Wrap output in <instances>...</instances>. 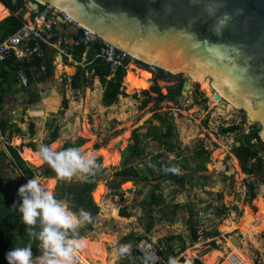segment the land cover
Masks as SVG:
<instances>
[{
    "label": "rangeland",
    "instance_id": "rangeland-1",
    "mask_svg": "<svg viewBox=\"0 0 264 264\" xmlns=\"http://www.w3.org/2000/svg\"><path fill=\"white\" fill-rule=\"evenodd\" d=\"M85 56L86 53L81 54L78 62L67 61L69 57H65L61 64L57 56L51 54L53 74L58 81V97H48L45 90L43 93L41 88L29 87L31 92L38 95V101H33L34 112H29L32 103L28 98L18 100L10 96L13 94L3 93L0 119L9 121L10 130L14 129L12 124H15L20 132L13 130L9 140L0 137V151L4 152L0 160L2 198L8 200L29 180L27 174L22 173L13 162L8 145L15 147L19 155L23 147H29L28 152L33 154V160L25 158L26 153L22 154V158L34 172L32 178H38L54 195L63 193L65 188L81 189L84 184L96 188L93 199L98 212L92 215V228L86 225L78 230L86 244V250L80 251L79 264H102L97 262V258H92L100 255L96 252L99 248L105 257L103 264L112 261L107 243L110 252L115 247L118 253L123 235L129 232L155 240L170 237L178 254L194 256L204 264H210L215 250L223 253L218 257V261L222 259L221 264H230L231 252L241 257L240 264H264V211H259L255 218L247 215L250 210H256L251 205L253 198L257 197L258 204L264 205V173L246 175L232 152L233 146L252 126L259 127L258 123L250 120L247 112L229 101H214V89L209 77L202 82L191 79L186 73H170L162 69L163 73L158 74V67L150 70L145 65L150 71L144 67L137 68L143 71L146 89L126 85V78L122 77V93L115 103L101 105L97 94L102 84L97 76L92 75V71L84 68L79 88L69 85L77 65L84 67ZM57 62L58 67L67 65L69 69L58 68ZM187 79L191 84L186 91L180 90L172 99L156 100L154 87L166 94L169 86L177 84L179 80L182 84ZM16 80L19 85H25L22 79L17 77ZM62 92L66 98L65 104L61 100ZM158 114L165 119L160 120ZM168 125L171 127L169 133ZM232 125L240 128L220 133V127ZM55 127V138L50 140ZM80 139L81 143L76 144ZM48 140V145L57 151L64 143H70L73 147L96 153L97 157H101L102 151L109 148L110 154L115 157L114 165H110V161L104 167L102 163L100 171L86 183L75 179L72 182L58 180L54 171L51 178H45L40 173L42 165L46 167L47 164L38 158L37 148L41 143L46 145ZM30 142L34 145L30 146ZM251 142L255 143L258 155L264 159V144L255 139H251ZM171 143L174 149L168 150ZM127 156L130 164L136 165L139 178L122 179L114 175L122 168ZM202 176H206V179ZM248 178L254 181L253 198L247 194ZM155 185L158 186L155 195L159 202H153L150 198ZM125 189L131 192H125ZM113 207L116 209L115 216L110 211ZM120 208H125L129 215L120 216ZM79 210L77 208L75 211ZM228 220H232V223ZM192 222L203 231L196 240L190 233ZM214 230L217 232L207 235V232ZM234 237L239 238L237 247L230 245ZM227 245L231 248L228 249ZM124 257L119 255L115 264L118 261L127 264ZM0 264H3L1 258Z\"/></svg>",
    "mask_w": 264,
    "mask_h": 264
},
{
    "label": "water",
    "instance_id": "water-1",
    "mask_svg": "<svg viewBox=\"0 0 264 264\" xmlns=\"http://www.w3.org/2000/svg\"><path fill=\"white\" fill-rule=\"evenodd\" d=\"M44 3L150 67L209 77L214 98L247 112L264 144V0H28L26 5L35 9ZM56 20L63 22L60 16ZM189 81L182 82L181 92ZM94 190L88 195L93 203ZM19 206L0 202V227Z\"/></svg>",
    "mask_w": 264,
    "mask_h": 264
},
{
    "label": "trees",
    "instance_id": "trees-1",
    "mask_svg": "<svg viewBox=\"0 0 264 264\" xmlns=\"http://www.w3.org/2000/svg\"><path fill=\"white\" fill-rule=\"evenodd\" d=\"M28 0H0V42L4 40L7 36H9L11 33H13L24 21L23 18V12L26 8ZM32 15V13H31ZM75 36V35H74ZM81 52H83V46H75L72 51L71 55L72 58L75 60H79ZM95 51L94 50H88L86 52V58L87 61L84 64V67H81L80 65H77L76 70L71 75V87L73 88H79L81 86V80L83 77V71L84 68H86L88 71H92L93 76H97L100 80L102 86H103V92L101 101L104 105L108 106L117 100V96L122 93L121 90V78L123 76V73L121 70H116L114 73H111V70L109 66L105 63V61L100 56H94ZM49 59V56H47ZM40 57H35L33 59L37 65H40ZM50 61V59H49ZM23 64V63H22ZM27 64V63H26ZM19 65H21V62L17 61L16 59L10 58L6 59L3 62H0V102L2 101V95L3 93L8 90V85H6V81L8 79L7 74L11 73L13 75H17V69L19 68ZM150 68V66H147ZM145 68V67H144ZM148 70L147 68H145ZM150 71V70H148ZM157 73L162 74L163 70L161 68H157ZM110 74H112L110 76ZM156 77V76H155ZM126 85H129L125 83ZM132 86V85H131ZM156 86V85H154ZM181 88V81L175 85L169 86V90L166 94H163L157 87H154V93L152 92V95L155 96L156 100H163L165 98L172 99L175 95L179 94ZM62 102L65 104V98L62 99ZM160 120H164L165 118L158 114ZM14 126L15 132H20V129L16 127L15 124H12ZM9 121L5 119H0V137L3 136L7 140L10 139L11 134L13 130L9 129ZM240 128L238 125H232L227 127H220V133L224 134L226 132H232L236 129ZM259 127L252 126L251 129L244 135L242 139L239 140V143L237 145H234L232 148V152L235 154V156L238 158V160L241 163V167L244 173L249 176H255L258 174L264 173V159L258 155V148L256 147L254 142H251V139H255V141H261L258 138L257 131ZM171 127L168 125V133L170 132ZM30 131H33V126L31 124ZM56 134V127L51 132V139L53 140L55 138ZM166 134V131L165 133ZM167 136V134L165 135ZM50 140L46 141V145L49 144ZM81 143V139L78 140L76 144ZM30 146H33L34 143L30 142ZM9 146V150L11 153V156L13 157V162L15 163L16 167L24 174H27L28 179H32L34 172L28 167L27 161H25L22 158V154L27 153L30 148L29 147H23L20 155L17 151V149L11 145ZM73 144L70 143H64V145L61 147L60 150H64L70 147H73ZM168 150H173V144L169 147H167ZM136 150V149H135ZM135 152V151H134ZM137 152V150H136ZM135 152V153H136ZM0 160L4 157V152L0 151ZM46 164V163H45ZM136 165H131L129 162V156L124 159L122 168L117 170L114 175L116 178H132L137 177L139 178V172L136 171ZM53 170L46 165H42L41 168V175H43L45 178H51L52 177ZM203 179H206V176H202ZM83 187L81 189H74V188H65L63 193L55 195L56 199H64L68 201L69 206L71 210L75 211L77 208L79 210L83 209L85 212L90 213L91 216L93 214H96L98 212V207L90 200L88 196V192L90 189V186L88 184L82 185ZM118 187V185H117ZM116 187V188H117ZM246 187H247V194L250 198H253V187H254V181L250 180L249 178L246 180ZM158 186H154L153 190L150 193V198L153 200V202H156L158 200V197L155 195V191L157 190ZM88 196V197H87ZM160 199L158 200V202ZM0 202H14L21 204L22 200L18 196V193L11 196L8 200H5L2 198L0 194ZM251 205L256 209L255 211L250 210L247 215L250 218H255L257 216V213L264 211V205L258 204L257 197L253 198L251 201ZM110 211L113 212V216L116 215V209L110 208ZM119 215L123 217H127L129 214L127 213L125 208L119 209ZM230 224L232 223V220H228ZM90 227V223L87 224ZM92 228V227H90ZM191 235L194 240L197 239V226L193 222L190 225ZM217 231L214 230L212 232H207V235H211L216 233ZM264 236V232L262 234ZM123 243H126V245L133 246V242L135 239H141L143 236L135 235L132 232H129L127 234L123 235ZM172 237V236H171ZM167 247L164 251V257L167 259V262L169 261V258H175L177 252L173 248V244L170 243V237H167L166 239ZM29 243V237L25 230V225L21 221V214L20 213H10L4 216L3 219V226L0 227V258L2 259L3 264H8V261L6 259V254L13 250L15 247H24ZM38 242H33L32 245V252L33 256L40 255L39 249L37 247ZM212 243H214V240H212ZM84 251V248L82 249ZM132 255L133 262L132 264H140L137 259V253L134 248H132ZM177 264H182V257L180 256L177 259ZM195 264H204L200 261L199 258H195Z\"/></svg>",
    "mask_w": 264,
    "mask_h": 264
},
{
    "label": "clouds",
    "instance_id": "clouds-1",
    "mask_svg": "<svg viewBox=\"0 0 264 264\" xmlns=\"http://www.w3.org/2000/svg\"><path fill=\"white\" fill-rule=\"evenodd\" d=\"M37 156L56 174L58 180L81 183L90 181L101 165L97 154L83 148L70 147L57 151L53 146L38 145ZM178 171V169H173ZM22 203L19 206L21 221L25 225L29 243L15 247L6 254L8 264H79L80 251L86 246L79 229L92 222L90 213L83 209L71 210L68 201L58 200L38 178H32L18 189ZM33 242H38L40 255L33 256ZM130 245H121L118 254L130 252ZM168 264H177L169 258Z\"/></svg>",
    "mask_w": 264,
    "mask_h": 264
},
{
    "label": "built area",
    "instance_id": "built-area-1",
    "mask_svg": "<svg viewBox=\"0 0 264 264\" xmlns=\"http://www.w3.org/2000/svg\"><path fill=\"white\" fill-rule=\"evenodd\" d=\"M29 10L32 13L31 17L25 19L13 33L0 42V62L10 58L17 61H25L33 57L44 59L48 49H51L54 56L60 55L59 60H63L65 57L72 56L71 51L75 46H83L81 54L94 50V56H100L109 66L112 74L116 70H121L124 75L125 71L129 68L133 69L134 65L144 66L140 59L127 51L116 49L93 31L72 20L59 7L44 3L39 4L35 9L29 8ZM56 16H60L63 23L72 26L75 31L80 29L81 34L75 35L70 43H67L56 27L58 23ZM83 59L87 61L86 56ZM156 68L152 65L150 67L151 70ZM17 77L26 82V76L21 69H18ZM150 82L153 84V81ZM202 234V229L197 226V238H200ZM170 243H172L171 240ZM166 247L165 239L155 240L149 236L135 239L133 243V248L144 264H168L164 257ZM180 256L182 264H195V257L186 253H180L174 259L177 261ZM229 261L230 264H236V262L240 264L242 259L238 254L231 252Z\"/></svg>",
    "mask_w": 264,
    "mask_h": 264
},
{
    "label": "crops",
    "instance_id": "crops-1",
    "mask_svg": "<svg viewBox=\"0 0 264 264\" xmlns=\"http://www.w3.org/2000/svg\"><path fill=\"white\" fill-rule=\"evenodd\" d=\"M30 17H31V12H30L29 8L26 5V8H25V10L23 12V18L25 20V19H29ZM56 27L58 28V30L60 31L62 36L66 39V42L70 43L71 38L74 37V35H75L74 28L72 26L68 25V24H64L63 22L62 23L58 22ZM51 54H52L51 49H48L46 54H45V58L39 60L40 65H37L36 62L33 60V59H35V57H33L32 59H29V60L19 61V62H21V65H19L18 69H21L23 71V73L25 74V76H26V82H24L25 85H19V83H17V80H16L17 79V75L16 76L13 75L12 71H11V73L7 74L8 79L6 81V85H8V90H6L4 93L5 94H13V95H10V96H15L18 100H23L22 98H24V97L28 98L29 99V103H32V105L29 106V108H30L29 112L36 111L35 109L33 110V101H38L37 93L34 94L33 92H31L29 87L33 86V87L41 88V92H43V93H44V90H45V92L48 93V95H47L48 97H50L51 95H53L56 98L58 97L57 88H56V82H58V81H56V77L53 74L54 71L52 70ZM47 56H49L50 61L47 58ZM55 56H57V58H58V54H56ZM64 60L65 59H63V61ZM69 60H73V61L77 62V60L73 59L72 56H70L69 59H67V61H69ZM63 61H61V62L59 61V62L61 64H63ZM18 69H17V71H18ZM58 78H59V76H58ZM27 81H28V83H27ZM70 81H71V79H70ZM63 82H64V80H63ZM69 85L71 87L70 83H69ZM75 89H77V88H75ZM102 92H103V86L100 88V91L97 94L98 97L100 98V100H101V97H102ZM5 94H3V96ZM33 97H36V99H34ZM61 97H62V99L65 98L63 92H62ZM2 99H3V97H2ZM28 99H25L24 101H26ZM101 105H104L102 103V101H101ZM104 106H106V105H104ZM90 189H92V188H90ZM94 189H96V188H94ZM93 194H94V192H93ZM102 212H103V209H102ZM111 233H113V232H111ZM113 234H115V233H113ZM120 245H126V243L121 242ZM113 248H114L113 251L110 252L109 249H108V243H107V251L109 253V256L112 258V261H109L107 264H115V261H116L117 257L119 256V254L117 253L116 248L115 247H113ZM132 248H133V246H131L130 252L128 254H125L124 255L125 257L123 258V259H125V261H124L125 263H126V261L128 262L127 264H132V262H133V257L134 256L132 255ZM85 250H86V248H85ZM96 252L98 254H100V255L99 256H93L92 258H97V262L103 264L105 262L104 261L105 257L101 254L100 248L98 250H96ZM178 255L179 254L177 252L176 256H178ZM137 259H138V262H140V264H144L140 257L137 256ZM113 261H114V263H113ZM120 262L118 261V264H120ZM166 262H167V259H166Z\"/></svg>",
    "mask_w": 264,
    "mask_h": 264
},
{
    "label": "bare ground",
    "instance_id": "bare-ground-1",
    "mask_svg": "<svg viewBox=\"0 0 264 264\" xmlns=\"http://www.w3.org/2000/svg\"><path fill=\"white\" fill-rule=\"evenodd\" d=\"M61 61V60H60ZM142 61V60H141ZM143 63H145L144 61H142ZM59 62H57L56 66L58 67V64ZM145 66H148L146 63L144 64ZM145 66H138V65H134L133 66V69L129 68L128 70L125 71V74L123 76V78H126V81H127V84H131L132 86H136L137 88H142V89H146V84H145V81L144 79L142 78L143 76V71H141L139 68H143ZM163 66V65H162ZM67 68L69 69V67L67 65H60L58 68ZM139 67V68H137ZM163 68L167 71H170V73H176L177 70H171L165 66H163ZM150 69V68H148ZM151 70V69H150ZM179 70V69H178ZM189 74V73H188ZM190 78L193 79V80H196V81H206L208 80L207 78H203L202 80L189 74ZM152 81V80H151ZM151 83V82H150ZM145 84V85H144ZM190 81L188 82V86L187 88L189 87L190 85ZM213 86L215 87L214 85V81H213ZM213 100L214 101H217L219 99H215L213 97ZM248 115V114H247ZM249 117V116H248ZM110 149L109 148H106L104 149V151H102V155H101V162L100 164H104V167H107L108 164H110V161H111V154H110ZM25 158H28L30 157L32 159L33 157V154L28 152L26 153L25 155ZM36 156V155H35ZM33 160V159H32ZM37 160V159H36ZM29 161V160H28ZM239 241V238L237 240V242ZM234 243L232 240L230 241V245H232V247H237L238 246V243ZM231 248V247H230ZM229 248V249H230ZM223 253L219 250H215L214 253H213V256H212V259L210 261V264H221V261L222 259H220V261H218V257L221 256ZM224 257V256H223ZM208 258V257H207ZM81 264V263H80ZM237 264V262H236Z\"/></svg>",
    "mask_w": 264,
    "mask_h": 264
},
{
    "label": "flooded vegetation",
    "instance_id": "flooded-vegetation-1",
    "mask_svg": "<svg viewBox=\"0 0 264 264\" xmlns=\"http://www.w3.org/2000/svg\"><path fill=\"white\" fill-rule=\"evenodd\" d=\"M111 157H112V160H111V164L110 165H114V159H115V157L112 156V155H111Z\"/></svg>",
    "mask_w": 264,
    "mask_h": 264
}]
</instances>
